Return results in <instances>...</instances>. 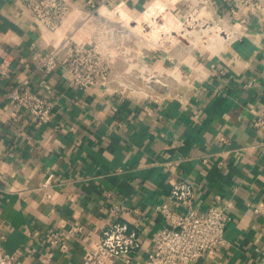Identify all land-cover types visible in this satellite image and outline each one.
I'll use <instances>...</instances> for the list:
<instances>
[{"label":"crops","instance_id":"obj_1","mask_svg":"<svg viewBox=\"0 0 264 264\" xmlns=\"http://www.w3.org/2000/svg\"><path fill=\"white\" fill-rule=\"evenodd\" d=\"M74 1L143 10L160 0ZM212 6L231 23L232 39L189 56L199 78L183 101L154 102L102 86L80 89L62 69H36L33 54L52 49L59 33L38 30L20 0H0V60H8L0 74V240L8 253L23 264H82L109 220L108 204L117 202L120 220L141 241L118 264H144L154 233L169 225L155 207L168 201L178 176L193 182L198 210L224 206L230 216L227 244L193 264H264V215L253 212L264 200V126L256 125L264 119V21L231 16L225 0ZM24 78L51 101L49 123L10 116L6 93ZM72 225L82 232L60 234Z\"/></svg>","mask_w":264,"mask_h":264},{"label":"built area","instance_id":"obj_2","mask_svg":"<svg viewBox=\"0 0 264 264\" xmlns=\"http://www.w3.org/2000/svg\"><path fill=\"white\" fill-rule=\"evenodd\" d=\"M20 1L38 30L60 35L48 52L33 54L31 61L36 69L47 72L62 69L70 83L80 89L102 86L109 91L154 102L168 98L183 101L187 92L194 90V76L199 78L196 62L161 64L153 59L152 43L142 47V43L148 44L143 40L152 38L157 45L158 38L148 36L146 32L140 34L137 23L141 22V14L151 17L153 11L161 9V1L154 10L151 9L153 3L137 10L123 2L112 6L106 3L87 6L74 0ZM196 1L213 4L214 0ZM225 1L231 16L244 21L250 15H257L264 21V0ZM230 34L234 35L233 32ZM132 37H135L137 49L124 45ZM7 68L8 60H0V74L7 75ZM168 77L172 79L168 80ZM28 83L29 79L24 78L9 87L6 99L10 116L13 119L28 118L35 125L49 123L53 119L51 101L35 92ZM251 84L248 82L246 86ZM256 125L264 126V119H258ZM221 139L228 142L224 136ZM202 160L208 162V155ZM179 162L181 159L174 160V164ZM52 180L53 174H49L43 186L51 185ZM45 196L50 199L52 195L47 191ZM194 200L193 182L172 176L168 201L155 207L169 225L154 233V245L144 264H193L205 255H216L227 244L225 228L230 216L223 210L224 206L198 210ZM228 204L229 201L225 205ZM107 208L109 220L103 225L100 237L85 247L82 264H118L122 258L129 261V255L141 246L138 231L120 220L124 212L122 205L111 202ZM253 212L264 215V200L255 204ZM82 230L81 225H72L60 234H77ZM60 249L66 251V243L61 242ZM0 264H23L4 249L1 240Z\"/></svg>","mask_w":264,"mask_h":264},{"label":"rangeland","instance_id":"obj_3","mask_svg":"<svg viewBox=\"0 0 264 264\" xmlns=\"http://www.w3.org/2000/svg\"><path fill=\"white\" fill-rule=\"evenodd\" d=\"M160 1L161 9L153 11L151 17L141 14V22L137 23V30L140 34L146 32L148 36L154 35L155 38L156 35L158 38L157 45L152 38L149 41L143 40L148 44L142 43V47L152 43L154 50L152 55L155 56L153 59L159 61L163 59L169 65L189 64V56L193 53L211 54L218 51L216 49L221 44L232 39L233 36L230 34V30L228 31V28H233L230 26L231 23L222 19L212 4L196 0ZM158 3L159 1L154 3L151 9L154 10V6H157ZM210 26H217L218 30H213L209 34V30L206 28ZM192 30H195L194 34L190 33ZM134 38H129L124 42V45L131 46V49H137L134 45ZM212 38L214 39L210 43ZM146 52L151 53L149 50ZM171 79L172 77H168V80ZM169 83L172 82L169 81Z\"/></svg>","mask_w":264,"mask_h":264},{"label":"bare ground","instance_id":"obj_4","mask_svg":"<svg viewBox=\"0 0 264 264\" xmlns=\"http://www.w3.org/2000/svg\"><path fill=\"white\" fill-rule=\"evenodd\" d=\"M208 30V28H206ZM213 30H218L217 28H212L210 31L212 32ZM232 31L230 28H228V31ZM188 31V30H187ZM195 30L190 31V33L194 34ZM187 34V33H186ZM208 36V35H207ZM222 37V36H221ZM223 38V37H222ZM214 38L211 39L210 43L213 41ZM155 41V40H154Z\"/></svg>","mask_w":264,"mask_h":264}]
</instances>
